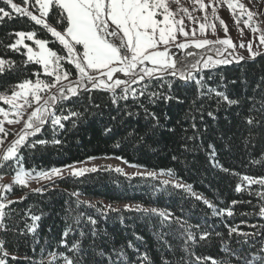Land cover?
<instances>
[{
  "label": "snow or ice",
  "instance_id": "snow-or-ice-1",
  "mask_svg": "<svg viewBox=\"0 0 264 264\" xmlns=\"http://www.w3.org/2000/svg\"><path fill=\"white\" fill-rule=\"evenodd\" d=\"M191 3L190 11L182 0H0V28L20 20L30 24L28 28L8 31L6 44L0 41L4 47V53L0 54V77L4 78L0 80V117L3 118L0 119V264H153L148 251L142 250L133 240L119 246L107 241L97 242L101 235L96 228L98 221L80 211L82 207L95 209L105 218L109 212L117 213L122 223L123 212H134L148 220L155 217L154 235L160 242V264H264V175L244 174L225 167L218 159V145L211 141L205 143V133L209 130L205 116L212 121L218 120L221 107L225 110L235 108L238 138L245 148L255 150L256 141L264 140V75L249 93L246 73L243 78L225 83V76L215 72L219 66L233 61L237 65L241 61L245 64L264 61V51H261L264 49V28L260 27L264 24V14L246 8L239 0H208L207 3L191 0ZM225 5L238 25L242 17H247L243 24L254 37L247 44L243 39L239 45L233 42L223 19H220V25L224 38H207L209 27L216 36V25L202 20L207 21L209 9L212 17L219 19L218 9ZM195 11L203 12L204 17L194 16ZM239 31L244 37V30ZM238 48H245L248 56L239 54ZM15 55L20 59L17 60ZM217 76L219 82L210 85L208 82ZM229 84H239L241 91L230 94L227 91ZM190 87L194 91L186 119L191 121V135L187 134L189 129L177 121L184 133L185 151L189 150L188 142L192 141V151L203 150L211 168L236 178L235 192L246 191L256 197L257 203L232 200L228 206L219 208L170 169L168 178L163 180H158V175L165 172L163 169L159 173L145 169L146 175H137L153 181L154 191L175 193L182 199L201 202L211 210L212 216L226 214L232 217L235 205H251L253 211L245 215L258 217L257 223L248 225L251 231H240L239 225L224 222L228 237H235L239 247L229 246L223 233L215 231L213 225H207L206 219L204 224L190 223L183 214V207L179 210L180 215L170 208L140 203L125 204L119 210L110 204L98 206L81 201L82 193L73 190L68 193L66 212L76 218V226L68 224L54 247H42L40 253L32 247V255L20 254V247L28 243L29 236L33 244L37 243L36 222L41 216L34 214L30 207L22 212L13 207L28 198L22 195L19 199H10L8 193L14 191V186L25 189L30 187L31 180L45 179L50 183L31 189V192L43 195L59 187L57 179L79 178L98 171H115L127 176L120 168H76L74 164L25 170L28 154L34 157L48 145L62 146L64 140L60 137L89 116L106 114L110 121L123 123L128 118L139 122L142 115L146 131L174 133L175 129L162 123L161 115L153 107L169 106L171 102L184 104L188 99L186 90ZM177 91L185 92V95H177ZM105 109H108L107 113ZM163 118L164 121L171 119L167 112ZM5 123L20 124L21 128L11 133L5 129ZM112 130L110 124L104 128L106 135ZM48 133L51 139L47 138ZM9 136L13 138L9 140ZM138 139L142 141L143 137ZM220 139H224L223 135ZM219 147L231 152L229 141ZM260 155L261 159L250 156L248 163L264 166V151ZM115 158L128 163L123 157ZM172 158L178 159L177 156ZM6 176L12 177L11 182L5 181ZM253 185L258 188L253 189ZM82 222L91 227L85 231L79 227ZM70 233L73 234L71 240L68 239ZM103 235L107 236V232ZM133 236L143 243V237L136 233ZM168 236L180 240L179 256L166 239ZM214 237L220 238L226 260L197 255L194 251L198 244H208ZM165 251L172 255L171 259Z\"/></svg>",
  "mask_w": 264,
  "mask_h": 264
},
{
  "label": "trees",
  "instance_id": "trees-1",
  "mask_svg": "<svg viewBox=\"0 0 264 264\" xmlns=\"http://www.w3.org/2000/svg\"><path fill=\"white\" fill-rule=\"evenodd\" d=\"M28 27H30V24L25 23L23 20L15 23L9 22L6 26L0 28V41L6 44L8 42V31ZM3 53L4 47L3 44H0V54ZM8 55L14 54L8 53ZM15 58L20 59L19 55H15ZM257 61H260L259 57H257ZM215 72L222 73L225 76V83L228 80L243 78L246 73L250 93L255 82L261 75H264V61L259 63L249 61L247 64L241 61L240 65L233 61L232 64L219 66L215 69ZM2 79L4 78L0 77V80ZM11 79H14V77ZM217 82H219V76L208 83L215 86ZM175 87L176 85H174ZM193 91L194 89L191 87L186 90L188 99L182 105L175 102H171L169 106L159 104L153 107L150 105L154 111L161 115L162 123H167L169 127L175 129L174 133L162 130L153 134L146 131L142 115L139 122L128 118L123 123L110 121L106 114L103 116H89L76 128L60 137L64 140L62 146L48 145L37 152L34 157L28 154L25 170H31L37 166L50 169L64 165H78L81 164L80 161H89V157H96V159L123 157L124 160L128 161V163H125L128 166H142L140 168L134 167L138 170H156L158 173L161 169L165 170L164 174L158 175V180H163L161 177L167 179V171L170 169L177 177L192 184L196 192L202 193L206 199L219 208L228 206L232 200H251L253 204H256L257 199L255 196L249 195L246 191L241 193L234 191L237 183L235 177L226 176L223 172L210 167L207 155L203 150L192 151V141L188 142L189 150L185 151L183 147L185 141L182 139L184 133L181 124L184 128L189 129L187 134L191 135L192 130L189 128L191 121L186 117ZM227 91L230 94H235L240 92L241 88L239 84H229ZM176 94L183 96L185 92L177 91ZM210 103L214 106V101ZM107 111L108 109H105V113ZM164 112H167L168 116L171 117L169 121H164ZM234 113L235 108L225 110L224 107H221L217 113L218 120L212 121L211 118L205 116V122L209 126L208 132L205 133V143L211 141L218 145V159L225 167H232L244 174L264 175V166L248 163L250 156L255 159L262 158L260 153L264 151V140L256 141L257 147L255 150L251 147L245 148L238 138V118ZM225 116H227V119H225ZM177 121H180L181 124H178ZM229 121H232V123H229ZM109 124L113 130L106 135L104 128ZM130 132L132 135H129ZM221 135L224 137L223 140L220 139ZM141 136L143 137L142 141L138 139ZM47 138L51 139L50 133L47 134ZM225 141L231 143V152L219 147ZM196 143H199V141ZM173 156H177L178 159L174 160ZM5 178L12 177L6 176ZM57 183L59 187L49 190L43 195L33 193L28 188L21 189L19 186H14V191L8 193L9 198L14 200L19 199L22 195L28 196L23 203L13 205L17 211L22 212L30 207L34 214L41 216V219L36 222L35 239L37 243L33 244L32 237L29 236L28 243L22 244L20 247L21 255L25 252L32 255V247H35L37 253H40L42 247L49 245L54 247L68 224L76 226V218L71 213L66 212L69 206L68 193L73 190L82 193L79 197L81 201L91 202L98 206L110 204L114 208L117 205L140 203L144 206L155 205L162 209L170 208L177 215L181 214L179 210L183 207V214L187 216L190 223L204 224L206 219L207 225H213L215 231L223 233V239L228 241L229 246L234 248L239 246L235 244V237H228V229L225 227L224 222L226 221L234 226L239 225L240 231H251L252 229L248 225L258 222V217L245 215V213L253 211L249 204L235 205L232 217H228L226 214L223 217L212 216L211 210L207 209L201 202L194 199H182L180 195L175 193L154 191L152 188L154 182L141 179L139 175L125 176L115 171H98L96 173L88 172L79 178L57 180ZM252 188L256 189L258 185H253ZM123 208L116 209L122 210ZM80 211L97 219L96 228L101 233L97 242L107 241L109 244L119 246L128 240H133L142 250L148 251L153 258V264H160V242L154 235V225L157 224L155 217L148 220L134 212H123L124 220L122 223L117 213L109 212L105 218L95 209L82 207ZM242 221L247 223H241ZM79 227L87 231L91 225L82 222ZM104 232H107V236L103 235ZM134 233L143 237V243L134 239ZM78 235V233L75 234L77 238ZM68 239H73L72 233L69 234ZM166 239L173 244L176 255L179 256L181 254L178 250L180 240L173 239L172 236H168ZM221 249L220 238L214 237L208 244H198L194 251L197 255L214 256L217 260H226L227 257ZM129 254H132L131 250H129ZM165 255H168L170 259L172 258V255L166 251ZM207 264H210V262H207Z\"/></svg>",
  "mask_w": 264,
  "mask_h": 264
},
{
  "label": "rangeland",
  "instance_id": "rangeland-1",
  "mask_svg": "<svg viewBox=\"0 0 264 264\" xmlns=\"http://www.w3.org/2000/svg\"><path fill=\"white\" fill-rule=\"evenodd\" d=\"M182 2H183L185 7L189 8L190 11L192 10L193 5L191 3V0H182ZM204 2L207 3L208 0H204ZM239 2L243 3L246 8H251V10L254 12L264 14V0H239ZM192 14L194 16L201 17V18L204 17V13L200 12V11H195ZM236 14L239 15V11H237ZM218 17H219V19L212 17L211 9H209L207 21L202 20V22H207V23H209V25H211V24L216 25V36H213L211 27H209L208 29H206L207 38H209V39H214L216 37L224 38V31L220 25V19H223L227 23V26L229 28V36L232 38V40L235 44L239 45L241 39L244 40L245 44H247L249 39H254L250 30L248 28H246L243 24V20L247 19L246 16L241 18V22L238 25L233 20L232 13L230 12V10L225 5L224 7L218 9ZM185 23L186 24L189 23V21L187 20V17H185ZM260 27L264 28V24H261ZM239 29L244 30V33H245L244 37H241V33H240ZM201 38H204V37H201ZM197 51H200V50H197ZM261 51H264V49H261ZM238 52H239V54L244 55L245 57L248 56V52L245 48H238ZM0 119H3V118L0 117ZM4 127L9 132L16 133L20 130L21 125L20 124L8 125L7 123H5ZM12 138H13L12 136H9L8 139L10 140ZM75 167L76 168L97 167L100 169L104 168V167H110L111 169L120 168L123 170L124 173H126L127 175H132V176L137 175V173H145V171L135 169L134 167L128 166L124 162L117 160V159H94V160L86 161L85 163L75 165ZM64 175L65 176L68 175L67 171L64 173ZM145 175H146V173H145ZM161 178L164 179L163 177H161ZM11 179L12 178H5V181L11 182ZM57 180H59V179H57ZM48 183H50V181L45 180V179H41L38 181L37 180H31L30 181V187L28 189L31 190V189H35V188H40V187L45 186ZM120 207H124V205H117L114 208H120Z\"/></svg>",
  "mask_w": 264,
  "mask_h": 264
}]
</instances>
